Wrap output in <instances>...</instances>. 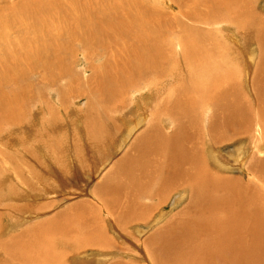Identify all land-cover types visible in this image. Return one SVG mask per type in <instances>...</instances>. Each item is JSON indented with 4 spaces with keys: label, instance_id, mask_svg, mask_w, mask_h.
<instances>
[{
    "label": "bare ground",
    "instance_id": "bare-ground-1",
    "mask_svg": "<svg viewBox=\"0 0 264 264\" xmlns=\"http://www.w3.org/2000/svg\"><path fill=\"white\" fill-rule=\"evenodd\" d=\"M228 1L163 0L171 8L174 5L184 7L181 17L196 18L193 21L202 24L201 28H196L178 17L171 21L173 14L165 13L160 17L158 8L162 2L158 5L153 0H0V58L14 57L25 67L20 73L14 59L12 65L0 61V84L4 80L3 86L16 85L6 77L14 70V78L23 80L34 75L47 86H55L62 78L71 79L75 85L74 95H81L82 84L86 87L84 75L87 71H90L88 76L97 71L90 81L93 85L89 87L95 109L88 115V121L85 116L88 140L104 148L108 160L114 156L117 145L120 150L121 146L127 145L101 183L100 196L106 198H100V202L107 207L108 215L119 214L120 211L116 210V204H119L133 226L132 232L137 235L141 229L149 231L159 226L147 237V242L154 249L155 258L158 256L163 264H188L191 261L210 264V259H215L216 255H220L218 264L222 261L224 264H264V191L261 192L258 186L264 185V165L260 167V160L250 159L260 178L258 185L229 174L231 165L222 159V151L229 145L235 148L239 136L233 122L222 120V117L219 119L222 116L220 104L225 100H235L228 103L230 107L238 99L249 105L252 103L244 96L242 84L233 82L235 76L230 71L222 77V82L212 86L195 71L187 70L189 78L187 82L182 81L185 86L181 90L177 84L185 78L184 73H177L180 69L176 63L172 64L176 53H180L183 61L194 66V70L210 71L211 62L207 56L221 48L216 36L218 32L213 29L214 18L223 12L234 21L249 20L258 46L249 52L252 60L257 54L252 77L255 104L256 107L264 105V14L255 19L257 11L245 0H230V4L222 8ZM130 12L137 20L123 18ZM151 13L155 21L145 22ZM163 18L166 27L159 23ZM77 27L81 32L76 34ZM174 34H179L177 40ZM46 37L54 42L55 49L50 51L43 42L33 54L29 48ZM73 39L82 41L87 48L96 43L107 52L91 51L93 58L84 54L87 66L78 71L73 67L79 56L72 44ZM22 48L29 50L20 54ZM127 59L132 61L123 68L121 65ZM88 60H97L100 64L94 65ZM115 66H119L118 70L113 69ZM158 78L171 84L160 94L150 86L157 83ZM0 88L3 90L1 85ZM59 92L63 96V90L59 88ZM129 93L131 100L128 102ZM12 95L15 98L0 95V118L15 124L11 108L18 106L23 93L15 90ZM197 102L201 105L220 103L204 108L213 109L209 126L198 118ZM17 110L22 112L18 107ZM257 110L259 125L252 129L249 113L240 132L249 133L252 143L262 147L264 107ZM106 121L114 124L113 129L106 126ZM232 153L242 169L248 153L237 150ZM222 170L228 174H222ZM104 187L109 190L106 194ZM174 195L175 206L180 204L181 207L174 213H164V205ZM184 202L192 209H184ZM92 207L89 204L88 211ZM69 210L73 212L58 227L53 223L52 228H37L48 232V236L35 230L34 235L26 240L14 238L13 247L8 248L11 252L9 258L17 264H49L53 251L62 249V264H69L68 259H73L77 253L89 251L102 254L97 263L106 260L102 251L119 246L116 238L109 235V227L94 216L88 217L81 206ZM194 213L203 220L198 221ZM248 219L258 221L262 229L252 226L242 241H236ZM209 225L208 238L199 242L200 233ZM56 236L59 242L51 243L52 239L56 241ZM48 244L51 252H48ZM258 249L262 255L256 253ZM147 255L151 262L149 253ZM0 264L8 263L3 261Z\"/></svg>",
    "mask_w": 264,
    "mask_h": 264
},
{
    "label": "rangeland",
    "instance_id": "rangeland-1",
    "mask_svg": "<svg viewBox=\"0 0 264 264\" xmlns=\"http://www.w3.org/2000/svg\"><path fill=\"white\" fill-rule=\"evenodd\" d=\"M153 1L158 2V5L162 2L160 4V6L162 5L161 7H156L158 8V13L161 14L160 17L165 13H169V15L173 14L171 21L178 17L184 20L190 27L201 28V23L193 21L196 18L190 20L188 17H181L184 7L181 8L178 5H174L171 8L163 0ZM245 1L257 11L255 19L261 13L264 14V0ZM227 4H230V0L228 3H223L222 8ZM84 9H86L85 5ZM152 16V13L149 14L145 22L155 21ZM160 17L156 18V20ZM123 18L136 19L132 12H130L129 16H124ZM164 21L165 19L163 18L159 23L166 27ZM212 23L213 29L218 32L216 36L220 40L218 43L219 45L221 43V48L214 50L215 54L207 56L211 62L210 71L204 73L201 70H194V66H189L183 61L181 54L176 53V62L173 61L172 64L176 63L177 68L180 69L177 73H184L185 77L177 84V88L182 90L185 86L182 81H188L187 70L190 72L195 71L212 86L215 83L222 82V77L227 75L229 71L234 74L235 77L232 78L233 82L242 84V92L252 104L249 105L247 102L239 99L232 107L228 106V103L235 100H225L223 104L208 102L201 105L197 102L195 103V109L197 108L200 111L198 118H200L205 126H209L212 123L213 109L204 108L206 106L211 107L214 103L222 105V116H219V119L222 117V120L233 122L239 136L238 141L234 144L235 148L229 145L222 151V159L231 165L229 174L237 176L242 181H250L258 185V183H261L260 178L254 170L255 165L253 166L250 159L260 160L258 165L262 167L264 165V146L260 147L253 144L249 133L240 132V126L247 121L249 113L251 114L250 124L252 123V129H255L259 125L260 114L257 109L264 107V105L256 107L255 89L252 85L257 54L254 60H252L249 52L252 48L256 47L258 49V46L255 45L256 35L249 26V20L246 22L234 21L224 15L223 12L222 15L215 17ZM205 26L207 27V25ZM78 31L81 32V29L77 27L75 30L76 34ZM173 37L177 40L179 34H174ZM43 42L50 51L55 49L54 42H51L50 38L46 37L43 41L32 45L29 48L30 51L35 54L34 49L42 45ZM209 43L211 46V41ZM72 44L76 53H79L78 58L73 63V67L78 71H82L87 66V61L83 58L84 54L89 56V58H93L91 51L99 49L107 52L101 46L98 47L96 43L92 48H87L82 41L73 39ZM29 49H20V54ZM80 56L84 59V63H80L82 61V59L80 60ZM180 58L182 62H180ZM13 59L15 60L17 69L21 73L25 67L19 65L14 57H9L8 60L0 58V61L12 65ZM131 61L132 59H127L121 66L124 68ZM88 62L94 65L100 64L97 60H88ZM118 67L115 66L113 69L118 70ZM107 71L108 69L105 72L106 75ZM88 74H90V71H87L84 75L86 87L85 84H82L81 95H74L75 85H73L71 79L62 78L55 86H47L42 79L40 80L34 75L31 78L27 77L23 80L14 78L16 77L14 70L6 77L12 79L17 84L12 83L9 86H3L4 80L0 84L3 87V90L0 88V95L8 94L10 97L15 98L12 95L13 91L18 90L23 93V97L19 99L20 102L19 100L17 102L18 106L11 108V116L15 118V124L13 121L9 123L4 117L0 118V262L5 261L8 264H17L9 258L11 252L8 248L9 246L10 248L13 247L12 241L14 238L20 237L19 239L26 240L28 237L34 235L35 230L40 235L48 236V232L37 228L39 226L50 228L51 226H55L53 223H56L58 227V224H61L62 220L73 212V210H69L71 207L81 206L85 209V214H88V217L94 216L98 221L104 222L109 227V235L116 238L119 246H111L103 250L102 253L107 259L98 263L96 261L102 257V254L99 255L89 251L75 254L73 259L69 258L70 261L68 259L69 264H80V262H84V264H163L158 256L155 258L153 255L154 249L147 242V237L159 226L149 231L141 229L140 235H137L132 232L134 231L133 226L130 224L129 218L124 216L119 204H116V210H119L120 213L108 215L106 212L107 207L100 202V198H106L100 196L101 183L109 174L116 159L126 150L127 145L121 146L122 151L120 148H117L120 145H117V149L115 148L114 150L116 155L114 154L108 160V154L105 153V149L95 146V144L90 142L91 140H88L86 127H84L88 122L85 120L92 113V110L95 109L89 91V87L93 85L90 81L93 80L94 74L89 76ZM180 79L178 78V80ZM105 83L103 86H105ZM170 85L169 81L158 78V82L150 86L155 87L158 94H160L166 91ZM59 88L63 90V96L60 94ZM10 89L14 90L11 91ZM148 91L149 95H151L150 90ZM30 94H32L31 98L29 97ZM130 100L131 93H129L127 101L129 102ZM17 107L22 112H18ZM137 108L139 107L137 106ZM52 110H54L53 113ZM45 126H47V130H45ZM106 126L113 129L114 124L106 121ZM206 130L204 129V131ZM20 137L22 138L20 139ZM50 138H52V141H50ZM104 147H107V145ZM232 150L248 153L247 161H245L242 169L239 162L234 160L235 155L232 153ZM2 153L8 156H4ZM222 174H228V172L222 170ZM258 186L261 192L264 191V185ZM107 191H109L108 188L104 187L103 192L106 194ZM176 195L172 197L174 201L171 199L170 202L164 205V213H174L181 207L180 204L175 206ZM89 204L93 207L88 211ZM182 205L184 209H192V206L186 205V202ZM194 216L198 221L203 220V217L198 216L196 213H194ZM160 221L159 224L164 219ZM245 223L246 225L236 241H242L252 226L262 229L259 222L254 219H248ZM210 228L211 225L200 233L199 242L208 238ZM142 235L144 236L139 238ZM56 237V241L50 237L52 239L51 243L52 241L55 243L59 242L58 236ZM48 252H51L50 244H48ZM147 253L150 255L151 262L145 256ZM256 253L262 255L259 249ZM222 256L225 257L224 254ZM219 259L220 255H216L215 259H210V264H218ZM61 261L62 249L54 250L49 264H62ZM188 264H194V261ZM222 264H224V261H222Z\"/></svg>",
    "mask_w": 264,
    "mask_h": 264
}]
</instances>
